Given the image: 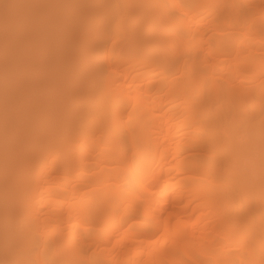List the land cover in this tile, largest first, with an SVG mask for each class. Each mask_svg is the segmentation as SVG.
I'll return each mask as SVG.
<instances>
[{
    "label": "bare ground",
    "instance_id": "bare-ground-1",
    "mask_svg": "<svg viewBox=\"0 0 264 264\" xmlns=\"http://www.w3.org/2000/svg\"><path fill=\"white\" fill-rule=\"evenodd\" d=\"M151 8L0 0V264H126L131 253L130 264H211L213 248L214 264H264L261 244L234 256L217 232L233 220L224 235L264 237V220L247 216L264 207V172L228 173L253 145L264 153V0ZM235 118L259 123L254 144L238 140Z\"/></svg>",
    "mask_w": 264,
    "mask_h": 264
},
{
    "label": "rangeland",
    "instance_id": "rangeland-1",
    "mask_svg": "<svg viewBox=\"0 0 264 264\" xmlns=\"http://www.w3.org/2000/svg\"><path fill=\"white\" fill-rule=\"evenodd\" d=\"M90 1L92 2L93 0H90ZM102 1L108 2V0H102ZM114 1L116 2V4L118 6H120L127 0H114ZM150 1L153 2V8H151V10L149 12V17L151 15H155L156 13L159 14L160 12H162L163 9H165L164 6L168 5L169 3H171L174 0H149V2ZM211 8L212 7L208 8V9L210 10ZM168 11L172 12L173 10H172V8H169ZM108 15H109V18H107V19L112 20L114 25L107 29V35L111 34L112 32L114 34V30H116V24L118 23V21L112 19V18H114L112 13H109ZM199 17H202L203 19L205 17L206 20L208 18V17L205 16V13H201L199 15ZM101 21H103V20L101 19ZM116 38L121 40L122 34L121 33H117L116 34ZM89 42L91 44L90 40H89ZM95 44H97V43L93 42V44H91V46H93ZM78 46L80 47V44H78ZM198 52H201V51L198 50ZM119 54L122 55V56L128 55L127 53H122V52H119ZM181 57L185 58L184 55H181L180 58ZM200 59H201V57H200ZM261 60H262V63H263L264 62V57ZM211 63L213 64V67H212L211 71L213 73V76L216 77L218 75V72H219L218 67H223L224 63H222L221 61L217 60L216 58L215 59H211ZM101 64L104 65L105 62L102 61ZM150 69H151L150 66L146 65L143 68H140L139 70L144 71V70H150ZM153 71L156 73V72H159L160 69L159 68H154ZM3 75H4L3 77L7 81V84L11 83V80L9 79L8 74L5 72V73H3ZM179 75L180 74H175L174 77H177ZM98 81H99V78H95V79L92 80V83H95V82H98ZM88 100L89 101H98L99 97L89 96ZM248 104H249L248 102H244L241 107L243 108V107H245ZM72 106H73V104L70 103L69 108H71ZM225 106H226L225 100H223L222 97H220L211 106V110L216 111V110H219V109H221V108H223ZM231 124H232L231 125V127H232L231 130L234 131V133L237 135L236 137H238V140H240L241 143L244 142L247 145L250 144V143L254 144V142L256 140L253 137V132L257 130V127L255 125H258L259 124L258 122L255 123V125L253 124L251 127H247L246 124H243V123L239 122L237 120V118H235L231 122ZM221 141H222L221 145L226 149L227 148V144L224 143L223 140H221ZM252 148H253L252 152L249 151V153L240 154V155L237 156V158H236L237 161L234 163L233 167L231 168V170L228 173H230V174H233V173L238 174V173H240V171H246V170H251V169H252L251 171L253 173H255V174L264 172V153L259 152L257 147L254 146V145L252 146ZM189 152H191V154L194 153L193 151H189ZM36 165L37 164L35 162H32L29 165V167L30 168H34V167H36ZM102 171H103L102 174H110L112 172V171H109V169H103ZM191 172L192 173H196L197 171L196 170H191ZM170 173L173 174L174 171L172 170ZM74 174H77L79 177H83L82 178L84 180L83 183H85L87 185H90V184H92L94 182H97L99 180L104 179V178H100L102 176V174H100V175H97V174L96 175H91V174L87 173L86 175H81V174H78V172H76ZM197 183L201 184V185L204 184L203 182H197ZM223 183H224V180L221 179V180L217 181L215 183V185L216 186L217 185H222ZM257 196L258 195L256 194V190L241 191V192L237 193V195L235 196V198L233 200V205H236L237 207H239V206L243 205L245 201L251 200V199H255V197H257ZM247 216H248V218L250 217V218H255V219H258V220L260 219L261 222H262L264 220V207H263V209H260L258 212L250 213ZM234 227H236L235 221H233V220L230 221L229 220L226 224H223L222 226H220L219 229L217 228L218 235L221 238H223V239H219L218 238V240L222 243L223 248L227 249L228 246H225V245L228 244V243H234L236 245V249L232 251L234 256L235 255H240L243 251H245V250H243L241 252V250L239 249L240 248L239 245L241 244L242 241L243 242L245 241L244 244L246 246H250L251 248L254 247L255 245H258V244H261L264 247V243H263L264 242V237L262 235H259V236L255 237L251 232H246V233H243V234L228 236V235H224L222 233V231L229 232V231L233 230ZM243 247H245V246H243ZM218 254H219V252L215 248H213L212 255H211L213 258H212V260L210 262L211 264H214L213 259H217V255ZM132 255H133L132 253L129 255V257L127 259L128 262H126V264H130L131 263L130 258H131ZM242 257H244V256H242ZM97 258H98V260L101 259L100 257H97ZM17 264H22V261L18 260Z\"/></svg>",
    "mask_w": 264,
    "mask_h": 264
}]
</instances>
